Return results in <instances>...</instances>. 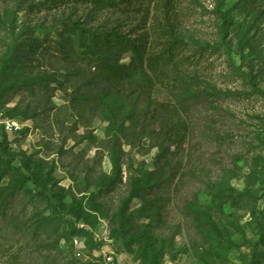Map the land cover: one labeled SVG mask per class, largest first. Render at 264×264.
<instances>
[{
  "label": "rangeland",
  "instance_id": "1",
  "mask_svg": "<svg viewBox=\"0 0 264 264\" xmlns=\"http://www.w3.org/2000/svg\"><path fill=\"white\" fill-rule=\"evenodd\" d=\"M0 118V264H264V0H0Z\"/></svg>",
  "mask_w": 264,
  "mask_h": 264
},
{
  "label": "trees",
  "instance_id": "2",
  "mask_svg": "<svg viewBox=\"0 0 264 264\" xmlns=\"http://www.w3.org/2000/svg\"><path fill=\"white\" fill-rule=\"evenodd\" d=\"M147 39L140 38L138 40H133V39H128L125 35L119 34V33H108L101 35L96 38V41H93L89 49L92 52H97L99 48L103 46L107 51L110 50V45L112 44L113 46H120L122 44V47H130L133 49V51L137 54H140L143 52V48L146 46ZM178 46L177 42H172L169 41L168 43L164 44V46L159 49L157 53H155L152 57L156 61H167L170 63L173 59V53L177 49L176 47ZM121 47V46H120ZM113 48V47H112ZM158 65L156 63H151L150 71H142L145 77L149 80L150 84L154 86V76L156 77V72L158 70ZM153 76V77H152Z\"/></svg>",
  "mask_w": 264,
  "mask_h": 264
},
{
  "label": "built area",
  "instance_id": "3",
  "mask_svg": "<svg viewBox=\"0 0 264 264\" xmlns=\"http://www.w3.org/2000/svg\"><path fill=\"white\" fill-rule=\"evenodd\" d=\"M19 124H20L19 122L13 119L0 118V126H2V128L8 133L18 132V130L22 128L21 125ZM74 244L79 249H82V247L84 246L83 241L80 239H75ZM107 264H130V263L126 262L122 257L112 253L107 256Z\"/></svg>",
  "mask_w": 264,
  "mask_h": 264
}]
</instances>
